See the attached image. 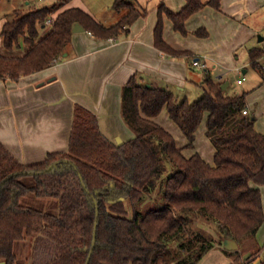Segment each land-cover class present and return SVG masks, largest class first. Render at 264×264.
Here are the masks:
<instances>
[{
    "label": "trees",
    "instance_id": "trees-1",
    "mask_svg": "<svg viewBox=\"0 0 264 264\" xmlns=\"http://www.w3.org/2000/svg\"><path fill=\"white\" fill-rule=\"evenodd\" d=\"M185 1L176 13L158 7L154 46L172 57L191 54L165 43L162 16L186 36V21L206 6L219 9L221 0ZM57 5L15 10L3 24L0 79L18 81L54 65L66 52L75 24L107 40L126 34L146 13L131 0H115L112 8L122 15L106 26L77 7L53 17ZM194 34L205 37L207 32ZM262 56L264 48L249 51L253 67ZM221 86L205 73L200 83L204 94L189 102L132 76L122 88L121 116L134 138L119 146L101 132L97 116L80 105L74 107L65 153L24 165L0 142V262L25 264L17 247L30 239V264H87L89 256L88 264H198L214 247L211 239L198 235L174 247L197 218L214 226L232 264L259 259L260 249L246 260L243 255L255 245L264 223L259 189L264 186V133L257 131L253 115L242 113L245 93L225 95ZM163 109L186 138L187 149L194 148L195 132L205 118L215 149L213 165L198 153L186 157L174 137L153 121ZM23 177H31L33 184ZM156 191L161 207L143 210ZM29 195L57 200V211L23 205ZM225 239L234 240L240 251L225 250ZM258 261L264 264V257Z\"/></svg>",
    "mask_w": 264,
    "mask_h": 264
},
{
    "label": "crops",
    "instance_id": "crops-1",
    "mask_svg": "<svg viewBox=\"0 0 264 264\" xmlns=\"http://www.w3.org/2000/svg\"><path fill=\"white\" fill-rule=\"evenodd\" d=\"M72 1L64 9L80 8L106 26L122 15L112 8L115 0L96 11L80 0L75 4ZM131 1L146 13L126 34L99 40L85 30L73 33L66 56L51 67L22 75L18 81L0 79V142L22 164L32 165L50 153L67 152L76 105L97 116L101 132L113 143L117 138L123 143L133 139L134 133L121 116L122 88L132 76L180 99L189 87L200 86L205 73L226 84L224 91L230 88L225 77L234 74L239 85L236 95L245 93L244 110L255 117L257 131L264 133V56L257 60L258 68L249 59L251 49L264 48V0H221L219 9L206 6L186 21V36L175 32L172 22L163 15L165 43L174 50L189 52L190 57H172L154 46L158 7L164 5L176 13L185 6V0ZM200 29L207 32L205 37L194 34ZM204 120L195 132L194 148L187 149L186 138L165 109L153 119L174 137L186 157L198 153L213 165L215 150L206 137ZM259 189L264 210V186ZM261 244L264 223L255 235V245L245 253L259 250ZM262 257L260 253L256 260ZM198 264L232 261L214 243Z\"/></svg>",
    "mask_w": 264,
    "mask_h": 264
},
{
    "label": "rangeland",
    "instance_id": "rangeland-1",
    "mask_svg": "<svg viewBox=\"0 0 264 264\" xmlns=\"http://www.w3.org/2000/svg\"><path fill=\"white\" fill-rule=\"evenodd\" d=\"M71 1L72 0L64 4L63 7H61L59 4L60 0H0V31L5 22L10 21L14 18L15 10L27 11L30 7H36V8L49 7V6L51 7L52 5L57 3L58 9L52 14V16L55 17L57 13L62 9H64V7H66L69 3H71ZM75 1H79V0H73L72 2L74 3ZM80 1H82L83 3L82 5L88 7V9H92L93 11H96V9H99L101 7L102 8H106V6L108 7V4L111 3L112 0H80ZM0 52L5 53L1 45V37H0ZM16 52L17 50L13 51L14 55H17ZM200 72L201 71H199V73ZM225 79H228V81L230 82V88L228 90H225V95H229V96L236 95V87L238 88L239 91V85H237L236 83V75L231 74L225 77ZM225 79L224 82L226 83ZM203 94H204L203 88L194 85V87L193 86H191V88L189 87L184 93V95L181 94L180 99L182 100L186 97L189 102H193L199 99L200 97H202ZM207 139L210 142L212 148H214L209 137H207ZM22 181L26 184H33V179L31 177H23ZM159 198L160 197L156 191L145 202L146 205H145V209L143 210H148L149 208H160L161 204L156 203ZM22 204L31 208H36L39 210L53 212V213L57 211V207H58V202L55 199L36 198L33 195H29L26 198L22 199ZM198 235L211 239V241H213V244L218 243L219 240V236L217 235V232H215L214 226L209 221H205L202 218H197L195 222H193L190 226L186 228L183 238L174 243V247H178V245L185 239L194 238V236H198ZM31 250H32L31 240L30 239L23 240L22 242L19 243L17 247L18 258L22 260L25 264H30ZM260 253L264 257V244H261ZM252 264H259V261L254 260Z\"/></svg>",
    "mask_w": 264,
    "mask_h": 264
},
{
    "label": "water",
    "instance_id": "water-1",
    "mask_svg": "<svg viewBox=\"0 0 264 264\" xmlns=\"http://www.w3.org/2000/svg\"><path fill=\"white\" fill-rule=\"evenodd\" d=\"M84 29L80 26V24H75L73 29H72V32L73 33H79V32H83ZM64 56H66V54H63ZM225 86L226 84H223L221 86L222 89H225ZM115 143L116 145H121L123 142L117 138L115 140ZM53 166H51L49 169H51ZM94 245H95V241L92 242V249L94 248ZM223 248L225 250H228V251H238L239 250V245L234 241V240H229V239H225L223 240ZM92 250L90 251V254H91ZM251 256V253L248 252L246 254L243 255V260H246L248 259L249 257ZM89 259H90V256L88 257V260H87V264L89 262ZM0 264H5L4 262H0Z\"/></svg>",
    "mask_w": 264,
    "mask_h": 264
},
{
    "label": "built area",
    "instance_id": "built-area-1",
    "mask_svg": "<svg viewBox=\"0 0 264 264\" xmlns=\"http://www.w3.org/2000/svg\"><path fill=\"white\" fill-rule=\"evenodd\" d=\"M90 34H91V33H90ZM201 67H203V65H202ZM241 82H242V80H239V81H238V83H241ZM242 113H243L244 115L247 114V110H243Z\"/></svg>",
    "mask_w": 264,
    "mask_h": 264
}]
</instances>
